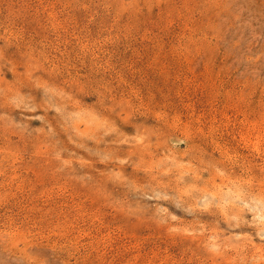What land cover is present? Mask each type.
Returning <instances> with one entry per match:
<instances>
[{
  "label": "rangeland",
  "instance_id": "1",
  "mask_svg": "<svg viewBox=\"0 0 264 264\" xmlns=\"http://www.w3.org/2000/svg\"><path fill=\"white\" fill-rule=\"evenodd\" d=\"M0 264H264V0H0Z\"/></svg>",
  "mask_w": 264,
  "mask_h": 264
}]
</instances>
